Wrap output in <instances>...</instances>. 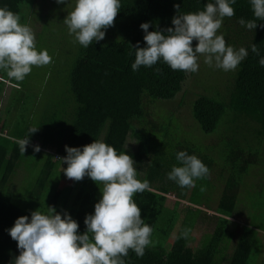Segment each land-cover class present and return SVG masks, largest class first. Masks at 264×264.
<instances>
[{
  "label": "trees",
  "instance_id": "trees-1",
  "mask_svg": "<svg viewBox=\"0 0 264 264\" xmlns=\"http://www.w3.org/2000/svg\"><path fill=\"white\" fill-rule=\"evenodd\" d=\"M207 2L211 0H121L120 11L113 26L106 29L105 38L87 49L79 46L68 76L54 83L44 105L23 99L19 106L10 105V90L0 115V264H13L19 255L16 242L6 230L18 217H30L32 211L47 212L53 207L63 214L66 210L78 222V231H85L84 218L94 211L103 185L85 176L74 191L73 181L63 172L67 165L61 159L66 156L65 145L82 147L95 140L113 146L117 153L130 155L139 173L137 178L147 179L152 189L135 194L133 199L145 223L154 229V243L145 249L143 257L130 251L125 264H264L260 241L261 237L264 244V185H250L243 196L245 204L238 196L253 170L264 174V68L250 50L254 43L264 55V28L259 27L264 21H257L254 32L248 31L237 23L239 18L254 19L248 0H237L232 5L235 15L224 19L219 32L234 48L249 49V55L238 70L230 73L227 99L205 93L192 100L190 115L199 130L219 133L222 138L220 151L209 147L213 156H220L221 163L199 151L196 144L182 142L170 133L174 114L151 110L154 104L174 99L186 73L161 62L153 68L131 70L137 42L140 47L145 45L141 23H150L149 32H163L174 27V5L186 14L203 10ZM5 6L18 14L23 24L38 19L36 10L40 5L35 0H0V7ZM154 68L160 69L159 74ZM0 77L5 79L0 80V95L9 80L18 85L15 91L31 84L28 79H10L4 71H0ZM29 127L39 128L30 135V144L39 145L41 151L34 153L28 146L21 154L16 141L27 135ZM128 136L137 139L133 152L125 147ZM181 150L196 155L210 170V175L197 180L191 189H181L167 179V173L177 164L175 154ZM27 165L32 168L30 183L23 176L21 182L27 181V188L20 191L14 177ZM35 169L39 171L33 173ZM218 179L221 189L216 185ZM217 190L213 228L199 245H194L189 240L191 232L200 216L208 214L199 207H207ZM168 194L176 198L172 204L166 201ZM181 200L188 205L175 238L167 245L180 217ZM241 205L250 211L240 224L232 217L235 212L241 215L237 210ZM185 229L190 230L187 238H178Z\"/></svg>",
  "mask_w": 264,
  "mask_h": 264
},
{
  "label": "clouds",
  "instance_id": "clouds-1",
  "mask_svg": "<svg viewBox=\"0 0 264 264\" xmlns=\"http://www.w3.org/2000/svg\"><path fill=\"white\" fill-rule=\"evenodd\" d=\"M237 0H211L204 9L195 13L177 14L172 25L163 32H149V22L140 24L144 47L135 46L133 72L141 66L153 68L158 62L167 64L174 71L196 73L199 57L209 67L235 72L248 57L249 49H239L227 44L222 28L225 18H232ZM254 19L239 18L237 23L254 32L257 21H264V0H248ZM68 4L69 0H56ZM121 0H76L73 10L64 19L68 34L74 42L87 49L105 38L106 29L113 26L120 11ZM264 28V23L259 24ZM196 41L193 46V41ZM250 50L264 68V55L252 43ZM52 62L46 49H37L32 28L20 22V16L6 6L0 7V71L8 78L22 82L33 67H44ZM159 74L160 69L154 68ZM5 82V79L0 77ZM1 100V98H0ZM38 127H29L27 135L16 141L19 152L24 154L31 146L34 153L41 151L39 145H30V135ZM66 156L62 163L66 178L80 181L85 176L103 185L101 198L94 204V211L84 218L85 231H78L79 224L67 211L63 214L48 207L47 212L32 211L18 217L8 235L17 244L19 255L13 264H125L129 252L143 257L145 249L153 245L154 229L142 218L141 208L134 201L135 194L152 191L147 179L137 178L134 160L125 152L117 153L104 141L82 147L65 145ZM176 165L167 173V179L181 189H191L196 181L210 175L209 168L194 154L185 150L176 152ZM185 229L178 238H187Z\"/></svg>",
  "mask_w": 264,
  "mask_h": 264
},
{
  "label": "rangeland",
  "instance_id": "rangeland-1",
  "mask_svg": "<svg viewBox=\"0 0 264 264\" xmlns=\"http://www.w3.org/2000/svg\"><path fill=\"white\" fill-rule=\"evenodd\" d=\"M40 6L37 8V20H29L27 25H29L35 33L36 36V47L37 49H46L52 56V62L44 67H33L32 72L25 77L31 82L29 87H25L23 90L15 91L18 88L16 83H12L10 80L4 84L3 92L1 93L0 102V115L3 113L5 104L8 100V95L10 90L12 91V96L10 97V105H18L20 99L23 101L37 102L39 106L44 105V101L48 100L50 97V92L53 88L54 83L60 78H66L74 58L76 57L79 44L74 42V37L68 34L66 25L64 24V19L67 17L74 6L76 0H69L68 4H57L56 0H35ZM40 17V18H39ZM62 23L63 25H60ZM41 27V28H40ZM39 29V30H38ZM198 63L200 65L199 71L196 73H186L185 80L182 83L181 90L174 97L173 100L164 101L161 105L154 104L152 106V111L157 113L158 110H165L168 113L175 115L174 124L170 127V133L178 137L182 142L196 144L199 147V151L212 157L213 153L210 150V146L215 147L216 152L220 151V144L222 147V138H220L219 133L205 134L201 132L198 128L196 122L193 121L190 115V108L192 100L199 94H210L213 95L217 93L218 98L227 99L228 88L231 84L230 73L231 72H220V69H215L209 67L204 63V57L200 56ZM30 76V77H29ZM227 83V84H226ZM24 95V96H23ZM27 97V99H25ZM183 101L181 105L178 104L179 100ZM177 100V101H176ZM19 106V105H18ZM251 140V139H250ZM213 142V143H212ZM36 145V144H32ZM137 146V139L133 136H128L126 140V149L133 152ZM261 151V149H259ZM56 155V153H53ZM65 157V156H64ZM217 158L219 163H221L220 156H213ZM220 158V159H219ZM61 168V165H59ZM23 172L19 168L14 177V181L19 184L20 191L27 188V181L29 182V176L31 174L32 168L28 165L24 168ZM39 170H33V173H37ZM139 174V173H137ZM23 176L26 177L27 181H23ZM264 174H258L256 170H253L251 174L247 177L246 185L242 186L239 191V197L245 204L246 199L243 198L246 195L245 190L250 188V185L255 186L258 182L264 185ZM216 179V177L214 178ZM73 181L74 191L76 190L80 181ZM244 184V183H243ZM219 189H221L222 182L218 179ZM74 193V192H73ZM216 194V195H215ZM215 194H212L210 202L206 206H200L202 210H205L208 214L200 216L198 222L195 224L191 232L189 240H192V244L199 245L204 239L205 235L209 234L213 228L214 208L216 206V199L219 195V190ZM101 196V195H100ZM176 198L173 194L167 195V203L172 204ZM42 200L40 201V203ZM188 205L185 200L180 201L178 209L180 211V217L170 234L167 241V245H170L175 238L183 217L184 209ZM242 207V208H241ZM241 215L237 216L236 212L232 217L234 222L242 223L243 219L247 218L246 214L250 211L249 208H245L244 205L240 206ZM64 212L66 210H63ZM206 215V214H205ZM262 239H264V233L262 234ZM261 247H264L261 237Z\"/></svg>",
  "mask_w": 264,
  "mask_h": 264
},
{
  "label": "crops",
  "instance_id": "crops-1",
  "mask_svg": "<svg viewBox=\"0 0 264 264\" xmlns=\"http://www.w3.org/2000/svg\"><path fill=\"white\" fill-rule=\"evenodd\" d=\"M4 88V87H3ZM2 92H3V89H2ZM30 145H32V144H30Z\"/></svg>",
  "mask_w": 264,
  "mask_h": 264
}]
</instances>
